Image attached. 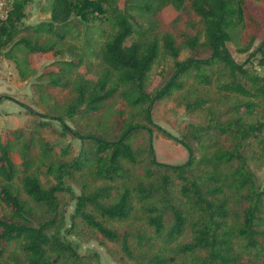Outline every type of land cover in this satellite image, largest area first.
Segmentation results:
<instances>
[{"label": "trees", "instance_id": "obj_1", "mask_svg": "<svg viewBox=\"0 0 264 264\" xmlns=\"http://www.w3.org/2000/svg\"><path fill=\"white\" fill-rule=\"evenodd\" d=\"M34 2L8 0L0 60L29 80L40 54L68 59L33 83L46 112L29 110L26 127L7 142L0 135V264L13 243V264H101L66 239L78 228L117 264H264V186L253 169L264 166V76L248 66L259 55L264 66V20L252 10L264 0H47L50 19L30 25ZM186 6L175 37L190 57L152 94L153 67L180 54L164 13ZM77 13L90 29L103 17L102 43L83 37L77 46ZM237 42L250 54L243 64L229 49ZM168 99L203 119L180 139L152 120ZM154 130L185 147L188 162L158 163ZM46 131L77 140L78 150L58 153Z\"/></svg>", "mask_w": 264, "mask_h": 264}, {"label": "rangeland", "instance_id": "obj_2", "mask_svg": "<svg viewBox=\"0 0 264 264\" xmlns=\"http://www.w3.org/2000/svg\"><path fill=\"white\" fill-rule=\"evenodd\" d=\"M191 1V0H189ZM47 0H35L30 6L29 11L31 17L26 21L27 24L37 25L40 22L48 21L49 15V2L47 6ZM252 10L255 12L258 20H264V3L260 6H253ZM190 8L186 6L181 11H175L173 9L166 10L164 13V20L166 27L164 31H169V36L174 40L177 45L178 52L180 54L177 57L162 56L157 65L153 67L149 79L148 91L152 94H156L158 90L163 88L171 74L173 73L175 64L182 62L183 60L190 57L187 50L176 41L175 34L180 31L183 26L184 20L190 16ZM79 14H75L73 23L80 33V42H77V46L83 45L82 38L84 37L90 42L95 41L97 44L102 43L103 39L100 34L95 31V28L100 27L107 31V22L104 23L103 17H95L94 20L89 22V25H95L94 28H87L86 24H83L80 20ZM247 25V24H245ZM98 26V27H97ZM250 29V25L246 27ZM89 30L91 36H85V33ZM133 39L130 40V42ZM264 40V29L260 33V38L256 42V47ZM243 46V42H237L229 44V49L233 57L238 63H245L249 58L250 54L239 53L238 48ZM24 54H20L22 56ZM261 55L252 60L253 67L256 71L264 76V66L259 65ZM68 59V56L62 54H40L35 62L31 64V69L35 71V75L29 80L21 78L20 72L17 69L13 61L5 58L0 60V106L2 104V110H0V135L5 142L11 139L10 133L13 130L20 129L27 126V123L32 118L29 114V108L34 110L36 113H45L46 109L38 99V96L34 93L33 83L35 82L36 76L42 72L47 71L49 65L55 60ZM94 78V75H90ZM9 112V113H6ZM153 122L163 127L175 138H182V136L188 130L190 124L202 122L203 119L196 115H190L186 112L185 108L178 104L174 99H168L162 102H158L152 111ZM54 127L61 131L60 123L54 122ZM69 126L73 127L71 123ZM45 138L52 144L55 145L57 152L71 147L72 152H76L79 148L80 143L77 140H73L71 137H64L56 134L55 132L46 131L44 132ZM152 145L155 155V159L158 163L167 165H183L189 160L188 150L177 144L174 140H168L162 137L156 130H154L152 136ZM14 160L20 163L18 155L14 154ZM256 174L259 177L260 183L264 186V166L256 167L253 166ZM73 187L77 195L80 194V190L73 184ZM76 202L72 201L68 209L67 216V228L71 227L70 216L75 210ZM81 228H78V232L75 234H66V239L71 241L77 248L82 256L98 253L101 259V264H117L111 256L107 253L106 249L99 244L96 240L88 239L87 235L80 232ZM19 249L17 244L13 243L8 247V252L5 260V264H13V259L18 255Z\"/></svg>", "mask_w": 264, "mask_h": 264}, {"label": "built area", "instance_id": "obj_3", "mask_svg": "<svg viewBox=\"0 0 264 264\" xmlns=\"http://www.w3.org/2000/svg\"><path fill=\"white\" fill-rule=\"evenodd\" d=\"M8 14V0H0V21L7 18Z\"/></svg>", "mask_w": 264, "mask_h": 264}, {"label": "crops", "instance_id": "obj_4", "mask_svg": "<svg viewBox=\"0 0 264 264\" xmlns=\"http://www.w3.org/2000/svg\"><path fill=\"white\" fill-rule=\"evenodd\" d=\"M1 108H2V104H1V106H0V110H2ZM6 113H9V112H6Z\"/></svg>", "mask_w": 264, "mask_h": 264}, {"label": "water", "instance_id": "obj_5", "mask_svg": "<svg viewBox=\"0 0 264 264\" xmlns=\"http://www.w3.org/2000/svg\"><path fill=\"white\" fill-rule=\"evenodd\" d=\"M30 110H32L31 108H29ZM34 111V110H33ZM35 112V111H34Z\"/></svg>", "mask_w": 264, "mask_h": 264}]
</instances>
